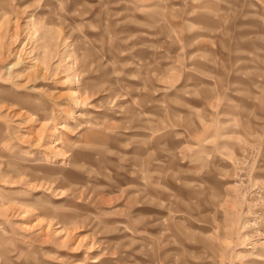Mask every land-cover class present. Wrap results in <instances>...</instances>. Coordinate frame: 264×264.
<instances>
[{
	"label": "rangeland",
	"instance_id": "obj_1",
	"mask_svg": "<svg viewBox=\"0 0 264 264\" xmlns=\"http://www.w3.org/2000/svg\"><path fill=\"white\" fill-rule=\"evenodd\" d=\"M0 264H264V0H0Z\"/></svg>",
	"mask_w": 264,
	"mask_h": 264
}]
</instances>
